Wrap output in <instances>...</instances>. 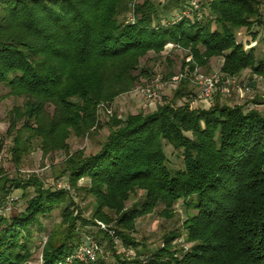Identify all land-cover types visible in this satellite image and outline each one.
Instances as JSON below:
<instances>
[{
	"label": "trees",
	"instance_id": "1",
	"mask_svg": "<svg viewBox=\"0 0 264 264\" xmlns=\"http://www.w3.org/2000/svg\"><path fill=\"white\" fill-rule=\"evenodd\" d=\"M138 1L0 0V91L24 100L10 112L6 132L14 161L30 143L43 156L64 153L58 178L93 199L94 221L113 226L91 232L66 189H45L37 178L11 179L0 167V210L11 192H34L20 213L0 216V264H28L33 240L44 233L42 220L55 210L63 229L49 232L42 264H106L102 257L73 259L88 238L117 264H264V114L218 102L209 109L177 106L178 91L173 104L152 113L114 115L103 125L98 117L149 76L138 71L141 60L169 44L188 52L190 70L221 59L226 77L248 70L264 79V60L236 37L242 29L255 36L263 26L261 3L196 0L194 9L192 0ZM161 8L179 12L162 18ZM103 127L107 135L96 152L70 153L71 137ZM2 148L0 141V154ZM166 148L180 168L172 167ZM82 180L85 187H78ZM139 192L143 201L127 208ZM179 200L189 250L174 248L182 237L175 232L155 252L141 248L133 238L137 221L159 206L169 218ZM117 245L132 256L117 255Z\"/></svg>",
	"mask_w": 264,
	"mask_h": 264
},
{
	"label": "rangeland",
	"instance_id": "2",
	"mask_svg": "<svg viewBox=\"0 0 264 264\" xmlns=\"http://www.w3.org/2000/svg\"><path fill=\"white\" fill-rule=\"evenodd\" d=\"M144 0H139L142 3ZM154 4H158L162 0H151ZM261 3V16L264 18V0H259ZM168 3V0L165 4ZM179 11L173 10L168 13L164 8L160 9V16L166 17L171 14V17L177 15ZM129 17V15H128ZM127 17V19H128ZM255 31V36L249 34L242 29L237 32V41L242 42L246 49H254L257 59L264 60V26L259 27ZM222 65L221 59H212L207 67H195L190 70L188 64V52L179 49L171 44L167 45L164 51L156 56L149 53L140 62L138 71L144 69L148 71L149 76L141 77L136 88L127 94L117 98L108 108L101 109L98 112L99 123H106L112 116L124 118L128 115L137 113H152L159 106L171 103L178 91H181L182 98L176 99V105L180 106L187 103L191 109H209L216 102L228 106H244L247 109H254L264 114V79L253 76L250 71H244L239 76L230 78L222 75L220 68ZM216 76V90L209 98H205L202 94V81L205 78ZM160 77L163 87L154 89L156 97L154 99H145L138 96L136 90L138 87L149 85L155 78ZM9 90L3 88L0 91V141H3L2 153L0 154V167L11 179L26 181L31 178H37L45 189H66L69 192L71 201L80 211L82 217L89 221V226H86L91 232L99 230L98 221L92 218L94 210V202L90 196L84 192H76L69 188L65 177L58 178L62 175L65 167L63 161L66 159L64 153H55L49 156H43L40 150L37 149V143H30V149L22 155L20 162L17 164L11 153L13 141L6 136L9 127L10 112L16 107H22L24 100L22 98H14L8 96ZM159 98V99H158ZM107 129H102L95 132L94 135H88L85 138L71 137L68 141L70 153L83 150L85 155H90L96 152L101 143L105 141ZM167 157L174 168L181 167V160L170 148H166ZM28 183V182H27ZM86 180L79 182L78 187H85ZM33 188L27 187L25 191L15 190L7 197L4 205L5 215H15L20 213L26 205L27 199L33 196ZM143 193L139 192L127 202V208H132L137 203L143 201ZM183 201H176L172 206L171 217H165L164 207L159 206L154 213L146 216L136 223V231L133 238L141 248L151 252L157 251L163 246L164 237L172 232L181 233L182 237L174 242V248L184 251L189 250L190 245L185 242V235L182 230V224L186 218L184 214ZM95 223L94 225H92ZM44 233L41 237L33 240L32 253L33 257L28 264H42L41 249L47 241L49 232L59 234L62 231L60 223V212L55 210L52 215L42 220ZM112 228L113 226H108ZM103 231V230H102ZM139 249L142 251V249ZM117 255L123 258L128 257L127 251L122 246L117 245L115 248ZM98 257L104 258L106 264H117L116 260L111 257L109 250L103 248ZM132 256V254H129Z\"/></svg>",
	"mask_w": 264,
	"mask_h": 264
},
{
	"label": "built area",
	"instance_id": "3",
	"mask_svg": "<svg viewBox=\"0 0 264 264\" xmlns=\"http://www.w3.org/2000/svg\"><path fill=\"white\" fill-rule=\"evenodd\" d=\"M192 7L194 9L198 8V4L196 0H192ZM189 15V13L187 14V16ZM180 19V18H179ZM177 19V21L179 20ZM218 78L216 76L210 77V78H205L202 81V94L205 98H209L212 93H214V91L216 90V83H217ZM163 87V83L160 77L155 78L153 81H151V83L149 85H144V87H138L136 92L138 94V96L140 97H144L145 99H154L156 97V94L154 93V89H158V88H162ZM159 99V98H158ZM106 111L107 108H105ZM4 210H0V216L3 215ZM98 227L101 230H105L107 231L109 229V227L101 222H98ZM110 234H113L112 232H110ZM115 243H117V241H115ZM98 253H101V249L99 248V246L97 245V243L95 241H93L92 239L88 238V240H86L85 244H83L82 246H80L74 256L73 259L77 260L81 263H89V262H94L96 261V259L98 258ZM126 254L128 256H130L129 254H132V252L127 251Z\"/></svg>",
	"mask_w": 264,
	"mask_h": 264
},
{
	"label": "crops",
	"instance_id": "4",
	"mask_svg": "<svg viewBox=\"0 0 264 264\" xmlns=\"http://www.w3.org/2000/svg\"><path fill=\"white\" fill-rule=\"evenodd\" d=\"M262 18V21H263V26H264V18H263V16L261 17ZM255 32V31H254Z\"/></svg>",
	"mask_w": 264,
	"mask_h": 264
}]
</instances>
